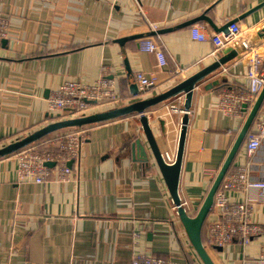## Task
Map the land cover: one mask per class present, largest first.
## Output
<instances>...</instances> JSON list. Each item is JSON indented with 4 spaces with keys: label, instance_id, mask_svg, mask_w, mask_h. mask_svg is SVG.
Instances as JSON below:
<instances>
[{
    "label": "crops",
    "instance_id": "obj_1",
    "mask_svg": "<svg viewBox=\"0 0 264 264\" xmlns=\"http://www.w3.org/2000/svg\"><path fill=\"white\" fill-rule=\"evenodd\" d=\"M0 17L9 24L0 49L2 147L59 120L48 100L66 81L93 84L105 75L119 99L106 101L100 112L163 93L212 62L211 43L191 39L192 23L221 32L239 21L252 34L264 28V0H125L115 7L103 0H0ZM147 37L163 48L167 67L155 90L137 98L131 92L134 74L151 70V55L138 45ZM260 45L256 48L264 50ZM248 55L195 90L179 185L192 215L214 181L208 171L218 174L246 120L248 111L244 117L224 115L218 99L227 89L245 90ZM182 104L176 97L147 112L168 162L175 159L183 116L171 106ZM139 118L81 129L80 155L68 163L67 180L19 182L16 155L0 160V264H131L139 253L165 256L172 264H202L156 165L132 155L131 144L143 138ZM259 124L257 115L250 135ZM244 144L230 168L251 164L252 179L264 181V140L251 161ZM260 192L229 191L227 196L231 203H251L252 222L264 224ZM219 219L212 212L205 226ZM263 244L264 238L248 245L233 241L210 255L215 264H264Z\"/></svg>",
    "mask_w": 264,
    "mask_h": 264
},
{
    "label": "built area",
    "instance_id": "obj_2",
    "mask_svg": "<svg viewBox=\"0 0 264 264\" xmlns=\"http://www.w3.org/2000/svg\"><path fill=\"white\" fill-rule=\"evenodd\" d=\"M115 7L125 0H103ZM137 1V0H135ZM191 39L199 43H211L212 52L209 60H217L225 54L234 42L244 43L249 35L241 27L239 21L228 24L227 32H213L206 24L194 22L190 26ZM157 26L151 24V30L157 32ZM9 24L0 17V49L7 38ZM139 50L151 55V70L149 73L136 72L134 80L137 85V98L146 97L160 84V75L167 67V56L153 38L147 37L138 42ZM260 46H264V43ZM251 47L246 53L247 71L245 74V90L227 89L218 99V109L224 115H239L244 117L247 112L244 106L253 105L258 95L264 89V50ZM242 55V56H243ZM178 102L183 103L184 97L178 96ZM115 88L105 75L93 84H83L79 81H66L56 89L48 100L49 111L59 119L83 117L101 111L102 105L108 100H117ZM247 109V110H248ZM171 110L182 115L181 106H171ZM260 121L258 131L250 135L245 141V149L250 161L260 150L264 140V101L259 110ZM83 143L80 131L66 134L56 140V151H49L43 147H28L16 154L18 166L17 177L19 182H33L42 184L48 178L57 177L67 180L72 173L68 163L77 161ZM54 163V166H48ZM215 178L216 171H208ZM252 190L262 191L264 195V181H255L251 177V164L247 167L230 168L222 185L214 197L212 212H217L218 221L205 226L203 242L210 252L214 246L225 248L236 241L248 245L255 239L264 238V224H257L251 220V203H231L227 192L247 193ZM210 213V214H211ZM260 260L264 261V244L262 245ZM131 264H172L171 261L160 255L137 254Z\"/></svg>",
    "mask_w": 264,
    "mask_h": 264
},
{
    "label": "water",
    "instance_id": "obj_3",
    "mask_svg": "<svg viewBox=\"0 0 264 264\" xmlns=\"http://www.w3.org/2000/svg\"><path fill=\"white\" fill-rule=\"evenodd\" d=\"M227 30L228 25L224 32H227ZM263 43L264 28L249 35L246 42L244 43L234 42L232 44V49L229 52L224 54L219 59L213 60L210 64L201 67L199 71L187 77L186 79L179 81L176 85L164 91L163 93L147 99L138 100L132 104L116 109L97 112L83 117L61 119L49 123L40 129H37L0 147V160L13 156L19 151L24 150L29 146L36 144L58 132L76 128H85L128 116H139V123L141 125L143 138L136 139L131 144L132 155L135 158H138L141 162L148 164L151 160L156 165L171 196L178 219L198 259L202 264H215L203 242V227L208 216L213 210L215 194L222 185V182L225 179L237 152L245 143L247 135L251 130V126L263 104L264 89L258 95L255 103L250 109H248L247 105L244 106V110L246 112L248 111L246 120L222 167L214 178L207 196L195 215L190 214L189 211L184 207L179 194L182 165L187 143L188 128L190 124L189 114L192 110L196 88L204 84L220 69L226 67L235 59L241 57L251 47L259 44L262 45ZM216 84L217 82H214L210 85H206L205 88L210 89ZM131 92L134 96H137V85L131 86ZM178 96L184 97L182 104L184 113L182 114L183 116L180 123V132L175 159L172 162H168L155 137L147 112L152 108L165 104ZM48 166L52 167L54 166V163H48ZM213 250L219 253L223 251V248L214 246Z\"/></svg>",
    "mask_w": 264,
    "mask_h": 264
},
{
    "label": "trees",
    "instance_id": "obj_4",
    "mask_svg": "<svg viewBox=\"0 0 264 264\" xmlns=\"http://www.w3.org/2000/svg\"><path fill=\"white\" fill-rule=\"evenodd\" d=\"M61 119H62V118H61ZM61 119H59V120H61ZM85 128H86V127H85ZM81 129H84V128H76V129H70V130H67V131L58 132V133L53 134V135H51V136H49V137H47V138L41 140L40 142H38V143H36V144H33V145L29 146V147H32V146H34V147H43L44 149L49 150V151H56V150H57V147L55 146V144H56V140H57L59 137H61V136H59L58 138H55V139H53V140H50L51 137H53L54 135H57V134H59V133H63L64 135H66V134H71V133H74V132L80 131ZM62 136H63V135H62ZM54 147H56V150H52V149H51V148H54ZM21 151H22V150H21ZM21 151H19V152H21ZM19 152H18V153H19ZM18 153H17V154H18ZM15 155H16V154H15Z\"/></svg>",
    "mask_w": 264,
    "mask_h": 264
}]
</instances>
